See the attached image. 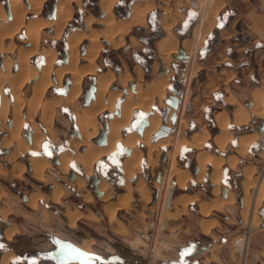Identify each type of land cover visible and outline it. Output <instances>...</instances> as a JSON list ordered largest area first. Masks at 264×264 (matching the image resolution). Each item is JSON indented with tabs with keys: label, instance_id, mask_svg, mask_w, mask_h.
<instances>
[{
	"label": "rangeland",
	"instance_id": "374dc122",
	"mask_svg": "<svg viewBox=\"0 0 264 264\" xmlns=\"http://www.w3.org/2000/svg\"><path fill=\"white\" fill-rule=\"evenodd\" d=\"M46 1H48L45 10V13L47 14H43V8ZM106 1L107 0L104 1V4ZM118 1L119 0H116V2ZM206 1H209L207 5L208 9L216 8L215 12L219 10V14H228L229 20L233 16L231 8L236 10L233 5V0H231V8H229L228 5H224L220 8V6L223 4V0H205L204 2ZM210 1L212 3H210ZM252 1H254L253 7L255 11L258 14H264L257 8L258 0ZM202 2L203 0H129L127 3L129 8L127 10H133L130 16V24L134 22L138 24L133 26L128 23H124L128 24V26L123 25L119 27L117 31H119L120 35L123 36H121L122 38L119 42V45L116 42L117 46L111 45L104 38L107 37L106 29L104 28L106 26L104 21L106 16H103L104 14H102L100 6L99 12L94 14L84 7L83 0H43L41 3L42 6H40L39 10L34 13L30 10V8H27L29 3L28 0H22L19 3V5H21L24 10L23 17L21 18V24L11 35L0 37V74H3V77L5 76L4 79L0 80V104L3 103V114L0 113V116L5 115V119L4 117L0 118V136L2 133L5 134L9 131L8 125L10 122V114L7 112L8 102L11 103L14 101L12 105V114L14 112L16 116L22 120V122L17 138L14 140L9 138L8 143L4 145L7 148L6 150H8V153H6V150H4V148H2L3 146L0 144V184L9 190V192H12L16 195V197L14 196L12 200L16 202L15 205H18V207L20 206L22 210L28 212V216H23V214L20 212L10 214V211L4 214L5 217L11 218L16 223L18 228V232L13 236L11 235L12 238H10L12 240L8 242L9 244L6 245L7 247L12 248L15 252L16 249L21 251H29L30 249H34L45 252L54 247L52 243L43 241L42 238L37 237L28 240V238L25 236H17L19 233H23L20 229V221L23 223L24 227H27L31 230L39 231V229H41L51 231L53 234H57L64 240L70 241L72 245L83 254L82 257L85 260V264H91L92 262H96L97 264H107V253L103 252V248H105L107 242H111L116 246V250L118 252L116 257L118 259L122 258L123 260H127V262L124 264H158L157 256L161 252L164 254L168 253V251L165 249L163 250V248H167L168 246L171 248L177 247L180 239L184 241L192 240L194 244H196V248L194 247L196 249V251H194L195 254L202 253L208 247L211 248V250L205 254L206 261L210 259L211 253H216L215 248H217L223 264H239L235 240L241 234L243 235L245 232H247L246 230H248L247 227L249 224L247 220L248 216L247 214L244 215L242 212L244 224L238 223L236 219H232L233 222L231 223L225 222L222 219V215H225L222 213H227L230 216H235L236 218L239 217L238 203L229 205V208L226 212H223L225 209L223 206L215 209V211L213 210V215H218L220 217L218 219L219 224H216L214 225V228L207 230V234L203 235L198 228V222L201 218V215L199 216L196 214L198 202H200L205 197L212 196L209 187L210 183L208 182L207 178H205L206 176L203 178L201 177V179L198 180L197 178H193L192 175V178H190V180L187 182L186 189L188 188L191 192H200L198 198L183 197L187 199H195L194 203L190 205L187 204V206L184 204L182 206L175 201L173 206H170L169 208H167V204H165L163 207H159L162 199V194H160L162 191L161 187H163L164 184L160 182L161 177L166 176V172L170 168L165 155L166 149H172L173 144L174 146L175 144L177 146L178 142L181 143L182 141L183 143V140L191 141L192 134L200 132V127H203L205 129L204 131L207 130L206 132L208 135L201 148H187L190 146L185 144L179 146V149L175 154L174 167H172L171 171L169 172L170 178L172 181H174V178L177 176L175 174L177 168L180 170H189L192 167L196 151L204 152V150H208L219 153V151L215 150L212 139L215 130L213 114L217 110H225L230 113V109H227L228 104L223 100V95L224 98L228 96V100L230 97H232L229 94L230 90L233 92L235 89H237V97L239 98V102L250 99L249 88L241 87L238 81H236L237 83L235 84L233 83L234 85H232L230 82L224 83L223 81H225V79H223V77L226 76V73L218 72L217 66L214 68L212 67L211 62L209 64L203 60L207 52L212 48V41H217V38H214L213 35L215 28L210 34L207 35H204V33L206 34L207 30H203L204 37L202 36L200 43L193 51L191 56L193 58L191 59L195 61V65L193 66L194 70L190 76H187L185 80H183L189 60L186 59L187 56L185 59L179 58L177 56L180 48L184 50L182 44L186 39H181L180 31L182 30V23L187 22L190 18H192V16H195L197 19H195L194 24H192L190 27L192 33L193 26L196 25V22L201 18ZM59 4L65 5V13L62 14V16L64 15V21L60 22L59 28H55L56 24L53 22L54 19H46L48 23L42 26L37 34L38 48L44 47L46 49H53L55 51L53 66L62 64L64 62H62V54L59 52L68 51L69 32H71L73 29L83 30V34L85 35L83 37L79 32L72 33L77 34L80 37V40L82 37V40H79L80 42H78L75 46L76 58L74 65L76 68L88 67L83 65L87 62L85 55L83 56V52L91 40L92 42H97L100 45L97 55L94 59L97 68L96 71L93 74H89V76L85 75L87 74L86 71L83 73L79 83L81 92L79 90L73 96L69 93L72 77L71 69L63 71L60 80L55 81L56 78L53 74V68H51L49 77L52 81L47 83L37 100L30 103V88L31 85L38 79V75H34L31 78L25 79L23 82H21L19 88H17V90L14 92L8 81L9 73L13 74V72L16 71V56L18 48L20 46L28 45L27 40L23 41L24 27L26 24L35 18H47V15L50 13V11H53ZM217 4L218 8L215 6ZM8 6L10 9L8 0H0V14L5 13L7 18H9L7 13ZM123 7L124 5H121V9H123ZM113 9L114 6L112 7L111 15L116 16ZM137 9H143L144 12L136 14ZM182 10L185 11L184 16L179 14V12ZM151 11H157L158 20L161 16H163V14H171L174 18H182V21H178L173 26V32L175 33V51L173 49V51L168 54L169 58L168 56H166L167 58H164L165 62L160 60V57L155 50V42L158 38L145 43V40L154 34L148 21V15ZM190 12H194L195 14L189 15ZM10 13L12 12L10 11ZM107 14H109L107 17V23L110 20L113 21L110 16V10L107 11ZM135 16H138V19L141 18V16L143 17L141 20H136ZM152 16L155 17V14H152ZM87 19L89 21H87ZM83 21H87L89 23L88 29L84 27V23L81 24ZM70 22H73L76 27L66 31V27ZM114 23L116 22L114 21ZM141 23H143V26ZM166 25L170 27L168 23ZM159 27L164 33L160 24ZM222 29H219L218 32ZM55 30H58V32H54ZM161 36H163V34ZM89 37L92 39L90 38V40H88ZM184 37L185 35H183V38ZM190 37L191 35L187 38ZM116 38H118L117 35L113 37V39ZM230 41L232 42V40ZM10 44H12V48L9 50L7 47ZM225 45L226 43H222L219 45V48H223ZM231 47L232 46L228 47L229 51L231 50ZM255 49L256 46L249 48L251 59H253V56L258 57L260 54L264 53V49H261L256 51L254 54ZM103 51L104 55L101 56ZM223 57L224 56H222V58ZM104 59L105 61L110 62L112 66L105 64ZM5 60H9L10 62L9 73H7V70L5 69ZM140 61L146 63L148 68L145 69ZM252 62H254V60H252ZM261 62L264 65V56ZM28 63L29 65L39 68L38 65H42L44 63V58L38 51H36L29 55ZM226 63L230 65L229 59H227ZM218 67H220V65ZM94 69L95 65L92 70L87 71L90 73L93 72ZM106 69L112 71L114 75L124 69V71H126L125 76L127 77V82L124 86H120L117 77H113L110 84L109 82L111 79H106V94L107 90H118L119 96L117 92H111L116 93L115 98L112 101L113 107L108 109L107 106H105L95 114L94 123L92 124L95 133L87 139V142L92 145L99 144L100 138L105 135L106 122L108 120L109 114L115 112V104L120 102V100H126L129 97V100L131 99L135 101L137 99L136 92L131 90L132 87H139L140 91H145L147 85L152 79L153 81L161 78H166L167 80V84L163 91L164 95L161 100L157 99L158 94L156 95V93H154L153 100H151V103L149 104V111H143L142 109L134 108L130 115L131 118H129V123L127 122L128 124L121 128V134L133 132L135 131L136 127L140 126L141 121L145 118L144 114L148 116L154 112H157L161 117V122L157 130L151 135L150 142L158 144L159 141L167 139V144L164 146L165 143H162V145L160 144L157 148L158 150H152L150 152L152 154H149L151 159L149 161L147 158V146L140 142H136V148L139 149L141 154L139 159V169L136 170L130 178L124 176L125 183L130 185V199L124 203L122 208L116 209L113 220H109L107 214L105 213L106 211L104 212L103 202L94 193V189L89 188V186L93 183L94 177L103 178L100 179V181L102 180L106 182L105 189L110 193V199L111 202H113L115 195L114 193L123 192V188L118 182L120 177H122L124 174L119 171V167L122 168L121 162L127 155V148L120 142H117L116 146L111 152L99 156V158L93 163L92 170L90 174H88L89 176L86 177L85 175H81L82 170L80 163L76 160V155L82 154L83 150H85V145H83L84 143H81L83 142V139L80 137V135L77 136L73 133V131L76 130V124L74 121L75 116L80 114V117L84 118L87 108V105L82 107L83 104H86L84 91H87L90 83L96 77V74ZM15 74L16 72L14 73V79L19 77L18 74ZM67 79H70V84L67 87L66 95H63L61 90L65 88ZM124 83L125 82H122V84ZM97 84L98 80L96 81V85ZM122 87L127 89V93L123 91ZM10 90L13 92V94ZM175 91H177V93ZM172 97L177 98V107L170 105V100ZM235 101L236 100H231V102ZM47 104L51 105V109H49L51 112L48 114L51 115V119L44 121L43 108ZM176 112L180 113V119L182 120H180L178 124L180 125L178 127L180 133L177 137L179 139L176 138L175 140V132L177 131V125H175L177 119ZM40 113H42L41 120L39 118ZM246 113H248V110H246ZM261 115L264 117L263 108ZM163 116L166 117L165 120H163ZM132 121H134L133 127L127 129V127L131 125ZM228 121L226 127L227 125H230L232 127L229 129L232 132H237L234 129V124H232L231 121H229L228 124ZM257 122L262 123V119H258V117L252 115L251 120H249L247 123V127L250 124L257 130ZM92 126H88L89 131L93 130ZM31 127L33 128V131L38 132L40 135V141L35 145L32 144V142L29 144L19 137V135H21L22 138L29 136L32 132ZM226 127L225 129L231 133ZM231 139L232 134L231 138L226 141L227 143L225 142L224 144V147L227 149L234 147L236 136H234L232 140ZM70 140H73L76 144L70 145ZM177 140L178 142H176ZM258 140L260 139L258 138ZM254 142L260 141L255 140ZM251 143L253 142H250L247 147L249 146L252 149L256 144ZM45 144H48L47 148H45ZM46 152L50 153V156L46 154ZM60 152H67L68 156L71 157L67 163V171L59 170L58 166H54L51 162L54 158L58 159L59 154H61ZM221 153L225 154L226 152ZM39 155L41 156L36 157ZM29 157L36 158L38 162L43 163V170L40 175H35L31 171L33 174V176H31L30 172L24 170L23 164L27 162ZM244 157L246 161L248 160L259 165V172L257 173L258 177L260 174L264 173V156L261 158V160H258L254 158V155L249 157L246 153H244ZM246 161L240 159V163L238 165L236 164L237 169L241 170V167L246 164ZM11 162H13V165L15 164L18 166L16 169L13 167L15 170L19 171L16 173L17 175L15 177L10 174L11 171L9 168ZM19 162H21V164H19ZM153 166L155 167L154 169H152ZM225 166L226 164L223 162L219 176L220 182L221 184L223 183L226 186H229L237 197L240 193V172L236 170L227 171V173L223 175L222 172ZM71 170L75 172L77 177L74 180H70L68 178L69 171ZM155 170L161 174L159 181H157L155 178L157 176ZM78 180H81V183L78 184ZM186 180L184 181V185ZM139 181L142 182V185L145 187L146 192H144V194H142V192L136 188V185ZM159 182L161 183L159 184L160 187H158ZM49 184H56L52 191L54 192L56 189L58 190L59 196L57 200L52 198V193L50 194L51 197L49 195H45V186ZM33 190L36 192H31L30 194L35 193L37 197L34 207H30L27 202V205L32 208L30 209L26 204L21 202L19 195L23 194V192L26 193ZM39 190L43 192V196L41 193H39ZM188 191L185 189L180 190L173 186V192L171 194L172 199L177 197L179 194ZM217 192L218 191H216V193ZM88 194L90 195V199H86ZM156 197L157 201L155 204H153ZM66 207H68L71 211L76 210L79 212H76L78 213V220L76 221L75 219L76 222L69 221L70 225L67 223L65 216L63 215ZM1 208H6V202L2 201V198L0 197V209ZM69 209L67 210L70 211ZM96 209L99 211V214L94 212ZM42 211L44 214H47L45 219H42L39 215V212ZM259 212L261 214L262 209H260ZM120 222L123 224V229H125L124 227L127 226L133 235L136 236V239L128 242L122 236V233L126 234L127 232L126 229L123 231V229L117 228L118 225H121ZM74 223L75 226H73ZM116 223L119 224L117 225ZM186 227L189 228V231L185 230ZM254 230L255 227L253 225L252 228H249V232L245 234L247 242L245 248V264H256V262L262 260V257L257 256V250L259 248L258 245L261 243L263 244L264 231L255 232ZM84 237H88L90 242L93 241L95 244L94 246L97 248V250L102 251V254L97 250L96 252L101 255L77 247L76 242ZM41 240L42 242H40ZM89 240H82L86 245L82 246L80 244L81 247L89 249ZM107 248L110 250L112 249L110 246ZM176 250L178 251V247ZM180 252L184 253L182 250ZM5 254L8 253H3L0 259H2V256ZM20 254L18 255L16 253V255L10 259V264H49L48 262L38 261L26 262L21 257L24 256L25 258L26 256ZM97 257H99V259H96ZM198 259H202V257H198ZM61 264H66V262ZM261 264H264V262L262 261Z\"/></svg>",
	"mask_w": 264,
	"mask_h": 264
},
{
	"label": "bare ground",
	"instance_id": "6f19581e",
	"mask_svg": "<svg viewBox=\"0 0 264 264\" xmlns=\"http://www.w3.org/2000/svg\"><path fill=\"white\" fill-rule=\"evenodd\" d=\"M8 1H9V5H10V11L12 12L11 18H7L5 13L0 14V20H1V22H0V37L5 36V35H11L15 30L18 29L19 25L22 22L21 18L23 17L24 10H23V7L21 5H19V3L22 0H8ZM204 1L205 0H203V2L201 3L202 14H201L200 22L193 26L191 38H186L182 44L184 47L186 56H187L186 59L189 60L187 67H186V70H185V76H183L184 77L183 80H185V78L187 76H190L192 74V71L194 70L193 66L195 65L194 64L195 61H193L192 60L193 58L191 57L192 53L196 49L198 44L200 43L202 36L204 37V35H205V33L203 35V30H207L206 29L207 25H210L211 21L213 20L214 15L216 14V12H215L216 8L208 9L207 5H208L209 1L208 2L207 1L204 2ZM28 2H29L30 10L35 13L39 10L43 0H28ZM112 2H113V0H107L105 2V4L103 5V9L106 11V13L108 10H110ZM217 2H219V1H217ZM210 3H212V2L210 1ZM218 4L215 6L217 7ZM143 9H137L136 14L143 13L144 12ZM63 13H65V5H61V4L57 5V7L55 9V16L53 17V19H54L53 22L56 24L55 28H59L60 22L64 21V15L62 16ZM108 16H109V14H107L106 17L104 18L105 19L104 20L105 25H106L107 40L111 43V45L115 46L116 42L113 41L111 36H110L113 33L111 31L116 32L119 29V27H121L123 25L128 26V24H130L131 20L129 19L128 22H125L128 24H124L123 22H122V24H117V23H114V21H112V20H110L107 23V17ZM142 17L143 16H141V18L138 19V16L137 17L135 16V19L141 20ZM87 21H89V20L87 19ZM47 23H48V21L45 18H38V19L35 18V19L30 20V22H28V24H26V26L24 27V33H23L24 39H23V41L27 40L28 45L27 46H20L18 48V51H17V56H16V65L17 66H16L15 72H16V74L19 75L18 78L14 79V73L15 72H13V74L9 73V64H10L9 60L4 61L5 69L7 70V73H9L8 81H9V83L12 87V90L14 92L17 90V88H19V86L21 85V82H23L25 79L31 78L34 75H38V79L31 85V88H30V95H29V102L30 103H32L33 101L35 102L37 100V98L39 97V95L44 90L47 83L52 81L49 77V73H50L51 68H53V74H54V77L56 78L55 81L60 80L63 71L71 69L72 77H71V85H70L69 93L72 96L75 95V93H77L80 90V84L79 83H80V80H81L83 73L87 70H92V68L94 67L95 62L93 63V60H94V57L96 56V54L99 50V47H100L99 43L93 41L92 44L90 45V47L87 49V53H86V58L88 59V61L91 64L88 67L76 68L74 65L75 58H76L75 46L78 43V41L80 40V37L77 34H70L69 41H68L69 42V50H68L67 61L62 63V64H58V65L53 66V58H54L55 51L53 49H46L44 47L38 48V46H37L38 31L42 26H44ZM212 24H213V22H212ZM166 29L169 30L168 25H166ZM54 32H58V30H55ZM174 42H175V40L173 38V35L169 31H168V34L166 33L165 37H163L161 40H159L157 48L160 49L159 51L164 56V58H167L166 56H168V58H169V55H168L169 50L171 48L173 49L175 47V46H173V45H175ZM11 48H12V44L8 45L7 49L10 50ZM36 51H38L42 55V57L44 58V63L39 68H37L33 65H29V63H28L29 55L31 53L36 52ZM36 73H39V74H36ZM125 77H126L125 75L118 77L121 83L126 81ZM4 78H5V76L3 77V74L2 75L0 74V80H2ZM111 78H112V76H111V74H109V72L104 73V74L97 77L98 84L96 85L95 97H94V99H92L87 104V108L85 111L84 118L80 117V114H78L76 116L77 117V119H76L77 120V128L80 132V137L83 139L82 140L83 142H81V143L82 144L84 143L83 145H85V150H83L82 154L76 155V160L80 163V167H81L82 172L85 174H90V172L92 170V165L99 158V156L105 155V154L111 152L114 149V147L116 146V143L120 142L122 145H124L128 148H131L130 155L126 156L121 162L124 176L127 178H130L134 174V172L139 169V159H140L141 154H140L139 149L136 148L137 147L136 142H140V143L144 144L145 146H147V149H148V151H147L148 157L147 158L150 161L151 159H150L149 154H152L150 152L152 150H155V149L158 150L157 148L159 147L160 144L162 145V143H165L164 144V146H165L167 144V139L159 141L158 144L157 143L155 144L154 142H150L151 135L157 130V128L161 122V117L157 112H154L153 114H150L148 116V125L143 129L142 134H138L136 132H129V133L121 134V128L124 127L127 124V122L129 121L130 115H131L134 108H140L143 111H149V109H150L149 104L151 103V100H153V94L154 93H156V95L158 94L157 99L161 100V98L164 95L163 91H164V88L167 84V80H166V78L156 79L155 81H153V79H152L149 82V84L147 85L145 91H142V90L140 91V88L137 87L136 88L137 99L135 101H133L131 99L129 100V98H130L129 97L128 99L122 101L120 103L119 115L113 116L112 119H110L108 121V132L106 134L107 144L104 146L92 145V144L87 142V139L95 133V130L92 126V124L94 123L95 114L98 111H100L101 109H103L105 106H107L108 109H111L113 107L112 101L115 98L116 93L106 94V91H105V87L107 85V84H105V81H107ZM253 95H254L253 106L250 108L249 112H252L255 115H261L262 114V101L264 98V89H262V90L259 88L256 89L254 91ZM105 98L107 99V103L105 102ZM2 106H3V103L0 104V113L1 114H3L2 113V110H3ZM49 109H51L50 104H47L43 108L44 121H47V119L48 120L51 119V115H48L49 112H51V111H49ZM232 115H233V121L232 122H234L236 124L244 123L245 121H247V119L249 117V114H247L246 111L241 107H237L236 109H234V111L232 112ZM12 116H13V122H12L9 133H10V137L12 139H15L18 136V131H19L22 120H20V118H18L14 112H13ZM176 116H177L176 117L177 118L176 123L175 122L174 123H175V125H177L176 126L177 131H179L178 127L180 125H178V124H179V121L182 119H180V113L179 112H176ZM214 119H215L218 127L220 129H222L221 133H219L213 137L214 144L219 150H223L225 142L231 138V133H229L225 129L227 121L229 118H228V115L226 113L217 112L214 115ZM88 126H92L93 130L89 131ZM167 126H168V124H167ZM34 129H35V127H34ZM34 132L35 133H33L31 136L32 137L31 142H32V144L35 145V144L39 143L40 135L38 132H36V131H34ZM207 135H208V133L206 131H204V132L202 131V133H194L192 135L191 141L183 140V143H182V141H181V143H179L177 140L176 141V142H178L177 146H176V144L174 146V144L170 142L171 144H173V148L172 149L167 148L165 151L166 159L170 165V168L166 172L167 175L164 177H161L160 182L164 183V184H163V187H161L162 191L160 192V194H162V199H161V203H160L159 207H163L165 204H167L166 206L168 208L170 206H173V203L175 201L183 206L188 201H190L187 198H183V197L182 198L181 197H179V198L175 197L173 199L171 197V200L169 202V200H168L169 195L171 194V191L173 192V186H174L173 183L175 182L177 186L183 188L184 187V181L187 179V177L189 175L188 174L189 172H187L186 170H180L177 168V171L175 172V174L177 175L176 179H174V181H172V179L170 178L169 172L171 171L172 167H174L175 154L178 151L180 145L185 144L188 146H192L196 149H199L202 147L205 139L207 138ZM177 137H178V135L175 134V140ZM258 138L260 140H258ZM177 139H179V138H177ZM255 140L260 141L261 146H262V148H260L261 149L260 154L263 155L264 154V134H262V133L260 135H258L256 133H251V134L243 135L240 138H238V141H237L238 150L244 152L247 145L250 142L255 141ZM69 143H70V145L76 144L73 140H70ZM70 158L71 157L68 156L67 152H62L61 154H59V165H58L59 170L67 171V163L70 160ZM221 161H222L221 157L211 155V154L207 153L206 151L196 153V163L199 167V179L204 174V169H205L206 164L210 163L216 169V170L214 169L215 171L211 175V181L214 183V185H215L214 189L216 191H218L217 190L218 189L217 184H218V179H219V176L221 173V170L219 169ZM29 162L31 165L32 172L35 175H40L42 173V170H43V163L38 162V160L36 158H29ZM234 162H235V158H231L229 161V163L231 165H233ZM13 167H15V169H16L18 166L14 164ZM154 168L155 167L153 166L152 169H154ZM82 172H81V175H84ZM85 176L87 177L88 175H85ZM197 179H198V177H197ZM160 182L158 183V187H160V185H159V184H161ZM77 183L78 184L81 183V180H78ZM253 184H254V181H252L250 179V176H248V180L245 183V186L243 187L244 188L243 190H245V195H244V199H243V204H244L243 207L244 208L242 207V209H243L242 212L244 213V215L247 214V216H248L247 220H248L249 224L247 227L248 230H246L247 232H249V228H252V226L258 222V219L256 216V209L259 206V204H260L259 202H260L262 195H263L262 188L264 186V177L259 182V190H258L259 192H258L257 196L254 198V200L251 196V195H254V192H253V194H252V192L248 193L250 185H253ZM105 185H106V182L102 181V180L97 185L98 190L101 191V193H102V195L100 196L99 199L103 202V209H104V212L106 211L105 213L107 214L109 220H113L116 209L122 208L124 203L129 201L131 189H130V185L124 182V185L122 187L123 192L114 193L115 194L114 199H113L114 201L111 202L110 193L107 192V190L105 189ZM136 188L140 192H142V194H144V192H146L145 187L142 185V182H140V181L137 183ZM51 193H52V198L54 200H57V198L59 196L58 190L56 189L54 192L52 191ZM228 194H229V192H228ZM231 195L232 194H229L225 200H222L218 197V199L216 201L215 200L212 201V203H210L209 205L203 202L205 205L203 203H201L202 204L201 210L203 212H208V210H209L208 207H217V208L219 207L220 208V206H222L223 203L229 202L232 200ZM36 197H37V195L35 193L28 195V201L27 202H28V205L30 207H34L35 202H36ZM184 197H185V195H184ZM186 197H188V195ZM86 199H90L89 194L86 196ZM156 201H157V197L155 199V202L153 201L154 202L153 204H155ZM65 215L68 217V221H70V222H73V221H75V219L78 218V216H77L78 213L70 212L68 210H66ZM243 220H244V218H243ZM163 225H165V224H163ZM209 225H210V223H209ZM122 228H123V226H122ZM14 232H15L14 227H8V228H6V230L4 231L3 234L7 239H10L11 235ZM247 232H245V234H247ZM245 234H243V235L241 234L235 240V245L237 246V249L239 251L243 250V253H244V250L246 248V243H247ZM81 245L84 246L86 244L82 241ZM8 257H9V254L3 255L1 262H3V263L7 262ZM245 263H246V261L244 262V264Z\"/></svg>",
	"mask_w": 264,
	"mask_h": 264
},
{
	"label": "crops",
	"instance_id": "0c3cea01",
	"mask_svg": "<svg viewBox=\"0 0 264 264\" xmlns=\"http://www.w3.org/2000/svg\"><path fill=\"white\" fill-rule=\"evenodd\" d=\"M115 2H116V0H113L112 5L110 7V16H111V18L117 24H122V22L123 23L128 22V20L130 19L131 14L133 12V10L132 11H129V15L126 16V17H123V18H118L116 16H112L111 15L112 14V7L114 6ZM231 2H232L231 0H223V4L220 6V8L223 7L224 5H228L229 8H231V5H232ZM8 3H9V1H8ZM253 4H254V1H252V0H233V5H234V7L236 9V10H233L231 8V11L233 12V16L229 20L228 25L226 27H224L222 30H220L217 35H214V38L217 37V41L216 42L212 41V43H211L212 48L207 52L205 58L203 59L206 63H209L210 64V62H211L212 63V67L215 68L217 66V71L218 72H220V73L221 72H225L226 73V76L223 77V79H225V81H223L224 83L230 82V83H232V85H234L235 83H237L236 81H238V83L241 85V87H243V88H249L250 89V93H249L250 99H248L246 101H242V102H239L238 101L239 98L237 97V95H238L237 89H235L236 91L234 90L233 92H232V90H230V93L229 94L232 96L231 98H229L227 100L228 96L226 98H224V95H223V100L226 101V103L228 104L227 109H230V113H228L225 110H217L213 114V120H214V124H215L214 136L222 132V129H220L218 127V125H217V123H216V121L214 119L215 113H217V112H224V113H226L228 115V117H229V121L232 122L233 121L232 112L237 107H241L245 111L248 110V113L247 114H249V117H248L247 121H245L244 123L236 124V123L232 122V124H234V129H235V131L238 132V134H237V132H232L229 129L232 126L227 125L226 128L231 132L232 139H233L234 136H236V141L234 142V147H231L229 149H227L226 147H224L223 150H219L215 146L214 140H213V144L215 146L214 148H215V150L219 151V153L216 152V151L215 152H211V151H208V150H204V151H206L207 153H209L211 155L222 157V162L220 164L219 169L220 170L222 169L221 168L222 167V164H223V162H225L226 166L223 169V172H222L223 175H225V173H227V171H234V170H236V171L240 172L241 183H240V193L236 197L235 194H234V192H233V190L229 186H226L223 183L221 184L220 179H219L218 184H217V187H218L217 190H218V192L216 193V190L214 189L215 185L211 181V175H212V173L216 169L210 163L206 164L205 169H204V174L202 175V178L204 176H206L205 178H207L208 182L210 183L209 187H210V191L212 193V196L205 197L200 202H198L197 210H196V214L199 215V216L201 215V218L199 219V222H198V228H199L200 232L203 235L207 234V232H208L207 230L214 228V225L219 224L218 219L220 217L218 215H216V216L213 215L215 209H218L219 207L218 208L217 207H208L209 208L208 212H203L201 210V208H202V204L201 203L204 202V203H206V204L209 205L210 203H212V201H214V200L216 201L218 199V197L220 199H222V200H225L229 194H232L231 195L232 200L229 201V202L223 203L222 206H223V208H225L223 210V212H226L227 211V209L229 208V205H231L233 203H236V204L238 203V206H239L238 207L239 208V217L236 218L235 216H232V215L230 216L227 213H222V214H225V215H222V217H223L222 219L225 222H230V223L233 222L232 219H236V221L238 223H243L244 224L243 216H242V213H241L242 210H243L242 207L244 206L243 199H244V195H245V190H243L244 189L243 187L245 186V183L248 180V176H250V179L252 181H254V184L253 185H250L248 192L249 193L252 192V194L254 192V195H251L252 198H253V200H254V198L257 196V194L259 192L258 191L259 190V182L264 177V173L260 174L259 177L257 176V173L259 172L258 171L259 165L257 163H254V162H251V161H248V160L246 161V159L244 157V153H246L247 156H249V157H252V155H254L255 156L254 157L255 159L261 160V158L264 156V154L263 155H260V150H261L260 148H262L261 147V143L260 142H254V141H252L253 143H251V144H256V145H254V147L252 149L248 146L247 149L244 151V153H242L243 151H239L238 150V146H237L238 138H240L243 135L251 134V133H254V132L257 133V134H261V133L264 134V131L259 130L260 125L262 123L264 124V117L262 115H255V114H253L251 112L249 113L250 108L253 106V99H254V95L253 94H254V91L256 89H258V88L261 89V90L264 89V65L261 62L262 59H263L264 53L263 54H260L258 57L253 56V59L250 58V55L251 54L249 53V48H252L254 46H256V49L254 51V54H255L256 51L261 50V49H264V14H258L255 11V9H254ZM103 5H104V0H99V6L101 8V12H102V14H104L103 16L105 17L107 15V13H106V11H104V9L102 7ZM27 8H29V3H28V7ZM179 14H181L182 16H184L185 11L182 10L181 12H179ZM218 14H219V10L214 15L215 18L213 17V20L211 21L210 25H207V27H206L207 31H206V34L205 35L210 34L213 31V29L215 28V25L217 24L216 18L218 16ZM43 18H45V17H43ZM45 19H49V18H45ZM178 21L179 22L182 21V18L181 17L180 18L179 17H175L174 18L171 14H163V16H161L159 18V24H160L161 28L163 29L164 33H163V36L159 37L156 40V42H155L156 49L155 50H156V53L158 54V56L160 57V60L163 61V62H165V60H164V57L161 55V53L159 51L160 49L157 48L158 47V42H159V40H161L163 37L166 36V33L168 34V31L171 32V34L173 35V38L175 40V33L173 32V26ZM199 22H200V19L196 23H199ZM212 22H213V24H212ZM83 23H84V27L86 29H88V24L89 23L87 21H83ZM167 23L170 24L169 30L166 29V24ZM137 24L138 23H135L134 22V23H131L130 25H133L134 26V25H137ZM141 25L143 26V23H141ZM104 28L106 29V26ZM129 28H130V26H129ZM189 31H190V35H192L191 28H190ZM73 32H79V33L82 34V37L85 36L83 34V30L73 29L68 34V40H69L70 34H72ZM111 32H113L111 34L112 40L115 41V42H117V44L119 45V42H120V40L122 38L121 36H123V35H120V32L119 31H116V32L111 31ZM121 33H123V32H121ZM116 35L118 36V38L113 39V37L116 36ZM245 35H246V37H245ZM189 36H185L184 38H182V40L185 39V38H187V37H189ZM82 37H81V40H82ZM90 38L91 37H89L88 40H90ZM104 38L106 39V41H108L107 40V37H104ZM230 40H232V42ZM80 41H78V42H80ZM222 43H226L225 47L219 48V45H221ZM91 44H92V41L90 40L88 46L85 48V51L83 52V56L85 55V57H86L87 49L90 47ZM259 44H261L262 46L259 45ZM228 45L229 46H232L230 51L228 50V47H229ZM173 46H175V45H173ZM173 49L175 50V47ZM173 49L171 48L169 50V53L172 52ZM68 50H69V48H68ZM210 56H211V58H210ZM215 56H217V57H215ZM222 56H224V57L222 58ZM95 57H94V59H95ZM227 59H229L230 65L226 63ZM252 60H254V62H252ZM86 61L87 62L84 63L83 65L89 66L91 63L88 61L87 58H86ZM94 62L95 61L93 60V63ZM94 64H95L94 71L93 72H90V73H88V71H86L87 72V74H85L86 76H89V74H93L96 71L97 65H96V63H94ZM219 65H220V67H218ZM107 72H109V74H111V76H112L109 84L111 83L113 77H117L118 78V77H120L122 75L124 76L125 73H126V71H124V69H122L121 71L117 72L115 75L112 73V71L107 70V69L106 70H103L101 72H98L96 74V77L93 79V81L90 83V86H89V88L90 87H94V97H95V92H96V81H97V77L100 76V75H102V74H104V73H107ZM125 78H126V81H125L124 84H122L120 82L119 78H118V82H119L120 86H124L126 84L127 77H125ZM122 88H123V91L127 93V89L124 88V87H122ZM135 89H136L135 87H132L131 88L132 91L136 92ZM62 90H61V93H62ZM66 91H67V88H66ZM66 91H65V93H62V94L63 95H66ZM80 92H81V90H80ZM111 92H117L118 93V90H109V91L107 90V94H109ZM12 94H13V92H12ZM118 96H119V93H118ZM125 96H127V95H125ZM125 96H124V98H125ZM94 97L92 99H94ZM234 99L237 102H234V103L233 102H230L231 100H234ZM123 100H120V102H118V104H119L118 108L116 107L117 103L115 104V108H116L115 109V112L114 113H110V115L108 117V120L106 122V131H105L106 143L105 144H101L100 141H99V144H96L97 146H104V145L107 144L106 134L108 132V121L110 119H112L113 116H115V115L118 116L119 115L120 103ZM105 102L107 103V99L106 98H105ZM8 103H9V107H8ZM8 103H7V112L10 114V122H9V125H8L9 131L6 132L5 134L2 133L1 136H0V144H1V146H3L2 148H4V150L7 149L4 145L8 143L9 138L12 139L10 137V133L9 132H10V128H11V125H12V122H13V119H12L13 118V116H12V105H13L14 101L11 102V103L10 102H8ZM87 104L88 103L83 104L82 107L86 106ZM262 108H263V114H264V99H263V102H262ZM105 110H108V109H105ZM251 114L253 116L258 117V119H262V123H258L257 122V124H256L257 125V130L253 126H251L250 124L247 127L248 121L251 120V116H252ZM148 116H147V125H148ZM1 117H4V119H5V115L4 116H0V118ZM41 117H42V113H40V117H39L40 120L42 119ZM76 119H77V117L75 116V118H74V121H75V124H76V130L75 131H77L79 133V135H80V132H79V130L77 128V120ZM229 121H228V124H229ZM31 130H32L31 134L29 136H25L26 138H22L21 135H19V137L21 139L25 140L29 144H31V140H32V137L31 136L34 133L32 127H31ZM204 130L205 129L203 127L202 128L200 127L199 128V131L200 132H196V133H202V131L204 132ZM133 132H136V131H133ZM136 133H138V132H136ZM179 133H180L179 131H176L175 134L179 135ZM12 140H14V139H12ZM126 148L128 150V152H126L127 153L126 156H129L130 153H131V148H128V147H126ZM187 148L196 149V148H194L192 146L187 147ZM197 152L198 151H196V153ZM221 152H226V153L225 154H222ZM6 153H8V150H6ZM196 153H195V159H194V162H193L192 167L189 170L188 169H185V170H187V172H189L188 173L189 175H188V179L185 182L184 187L181 188V187L177 186L175 182L173 183L174 184V187H177L180 190H184L185 189L186 191H188L189 189L188 188L186 189V186H187V182L190 180V178H192V175H193V178H195V179L197 177H198V180L201 179V177L199 179V167H198V165L196 163ZM40 156L41 155L36 156V157H40ZM30 157H33V156H30ZM29 158H28L27 162H25L23 164V166H24V170H26L27 172H30V175L33 176L32 172H31L32 169H31V165H30V162H29ZM231 158H235V162H234L233 165H231L229 163V161H230ZM240 159L245 160L246 161V164H244L241 167V170H238L237 169V165L240 163ZM13 162H11V165H10V168L9 169L11 171L10 174H12L15 177L17 175L16 173H18L19 171L15 170L13 168ZM19 164H21V162H19ZM52 164H53V162H52ZM53 165L56 166V167L59 165V157L57 159V162L55 164H53ZM4 169H6V168H4ZM119 171L123 174V170H122L121 167H119ZM156 173L158 175V171H156ZM83 174L84 175H88V174H85V173H83ZM257 177H258V179H257ZM68 178L70 180L76 179L77 177H76L75 172L72 171V170L69 171ZM120 178L121 179L119 180L118 183H119L120 186L123 187L124 182H125L124 175L122 177H120ZM100 179H103V178H99V177L98 178L97 177L95 178L94 177L93 183L89 186V188L94 189V193L97 195L98 198H100V196L102 195L101 191H99L98 190V187H97L98 183L100 182ZM174 179H176V177ZM54 186H56V184L46 185L45 186V190H44L45 191V195H49L50 196L52 190L54 189ZM31 192H36V191L33 190V191L26 192V193L23 192V194L19 195V199L21 200V202L23 204H26L27 205L28 195ZM228 192H229V194H228ZM262 192H263V195H262V198L260 200V204H259V206L256 209V211H257L256 216H257L258 222L254 225V227H255V230L254 231L255 232H257V231H264V186L262 188ZM39 193H41V195L43 196V192L42 191H40ZM199 193L200 192H198V191L197 192H195V191L191 192L189 190L188 192L179 194L176 198H179V197L182 198V197H184V195H185V197L188 195V197L198 198L199 197ZM14 196L16 197L15 194H13L12 192H9V190H7L2 184H0V197L2 198V201L6 202V208H1L0 209V244L4 245V247L0 250V258H1V255L3 253H8L10 255L9 258H8L7 263H2L1 262V259H0V264H10V259L13 258L16 255V253H17L12 248H9V247L6 246V245L9 244L8 242H10L12 240L11 239L12 236L15 233L18 232L17 225H16V223L11 218L5 217L4 214L10 211V214H15L17 212H20V213L23 214V216H28L27 215L28 212H25L24 210H22L20 208V206L18 207V205H15L16 202L12 200V198ZM188 200H190V201H188L186 203V206H187V204L190 205V204H192V203L195 202V199L194 200L193 199H188ZM222 206H220V207H222ZM30 209H32V208H30ZM67 209H69V208L68 207L65 208V211L63 212V215L65 216V219H66L67 223L70 225V223L68 221V217L65 215V212H66ZM260 209H262V213L261 214L259 212ZM71 212H78V211L75 210V211H71ZM94 212L96 214H99V211L97 209L94 210ZM39 215L41 216L42 219L43 218L45 219V217L47 216V214L46 213L44 214L43 211L42 212H39ZM77 220H78V218L76 219V221ZM209 223H210V225H209ZM116 224L118 225L119 223H116ZM73 226H75V223H74ZM122 226H123V224L121 223V225H118L117 228L123 229ZM8 227H14L15 228V232L12 234V236H11L10 239H7L4 236V234H3L4 231L6 230V228H8ZM124 228L126 229V232L127 233L126 234L125 233H122V236L128 242H130L131 240L136 239V236L133 235V233L130 231V229L127 226H125ZM125 229H123V231ZM185 230L186 231H189V228L186 227ZM90 239H92V238H90ZM82 240H87L88 241L89 238L88 237H84V238L78 240L76 242V246L77 247H79V248H81L83 250L90 251V252L92 251L95 254H98L96 252L97 248L94 246L95 244H94L93 241L90 242V240H89V249H85V248H82L81 245H80L81 242H82ZM217 245H220V244H217ZM108 246H110L112 249L111 250L108 249L107 248ZM177 247H178V251L176 250ZM177 247L171 248L170 246H168L167 248H163V250L164 249L167 250L168 253L167 254H164V253L161 252L157 256L158 257L157 258V261H158L157 263L158 264H223V261L221 260L220 254L218 253V250L215 247L214 248H215V252L216 253H211L210 254V259H208V261H206V259H205V254L211 250V248H209V247L206 250H204L202 253L195 254L194 251H196V249H195L196 248V244H194V242L192 240H188V241L185 240L184 241V240H181V239L179 240V243H178ZM258 247L259 248L257 250V256L262 257V260L256 262V264H261L262 261L264 262V240H263V244L261 243L260 245H258ZM181 250L184 251V253L180 252ZM97 251L99 252L100 250H97ZM103 252L104 253H107V264H124V263L127 262V260H123L122 258L118 259L116 257L118 252L116 250V246L114 244H112L111 242H107V245L105 246V248H103ZM99 253L102 254V251H100ZM101 254H98V255H101ZM198 257H202V259H198ZM69 263L70 264H83V263H81V262H79V261H77L75 259L67 260L66 261V264H69ZM91 264H97V263L96 262H92Z\"/></svg>",
	"mask_w": 264,
	"mask_h": 264
},
{
	"label": "trees",
	"instance_id": "16d2710c",
	"mask_svg": "<svg viewBox=\"0 0 264 264\" xmlns=\"http://www.w3.org/2000/svg\"><path fill=\"white\" fill-rule=\"evenodd\" d=\"M128 2H129V0H119L118 2H116V4L114 5V9H113L116 17L126 16V14L128 12L127 9L129 8V6L127 5ZM47 4H48V1H46L44 4L43 14H47V13H45ZM83 5L85 8H87L88 10L93 12L94 14H97V12H99V0H83ZM121 5L122 6L124 5L123 9H121ZM51 11H50V13H51ZM152 14H155V17H153ZM148 21H149V25H150L151 29L153 30L154 34L151 35L150 37H148L145 40L146 41L145 43H148L150 40H154L156 38H159L163 34L162 30L159 27V20L157 17V11H151L149 13ZM228 21H229L228 14L220 13L217 17V25L214 29L213 35H217L219 29L226 27L228 24ZM81 24H83V22H81ZM75 27H76V25L73 22H70V23H68V25L66 27V31H69ZM183 35L184 34H181V36H183ZM59 53L63 55L65 52L60 51ZM102 55H104V51L101 53V56ZM104 61H105V59H104ZM140 62L145 67V69L148 68L146 63H144L142 61H140ZM105 64H107L108 66H112L111 63L108 61H105ZM117 69H119V68H117ZM133 124H134V121H132L131 125L129 127H127V129L133 127ZM48 155L50 156V154H48ZM19 225H20V229L22 230L23 233H19V235H17V236H20V235L25 236L28 238V240H31L32 238H37V237L42 238L43 241L50 242L54 246L53 248H51L45 252L37 251L34 249H30L29 251L28 250H26V251L22 250L21 251V250L16 249V252L18 255L21 253L20 255L23 254L26 256L25 258H24V256H21L24 261H26V262L38 261V262H48L49 264H61L63 262H66L67 260L75 259V260L85 264V260L82 257L83 254L80 253V251L78 249H76L70 241L64 240L63 238L59 237L57 234H53L51 231L41 230V229H39V231L38 230H31L27 227H24L23 223L20 221H19ZM40 242H42V240Z\"/></svg>",
	"mask_w": 264,
	"mask_h": 264
},
{
	"label": "water",
	"instance_id": "95a60500",
	"mask_svg": "<svg viewBox=\"0 0 264 264\" xmlns=\"http://www.w3.org/2000/svg\"><path fill=\"white\" fill-rule=\"evenodd\" d=\"M7 13H8V17L10 18V17H11V14H10L9 6L7 7ZM194 14H195L194 12H190L189 15H194ZM128 15H129V11L127 12L126 16H128ZM54 16H55V9H54L49 15H47V18L52 19ZM126 16H125V17H126ZM189 17H190V16H189ZM195 19H196V17H195V16H192V18H190L187 22L182 23V30L180 31V33H181V34H184L185 36H189V35H190V31H189V30H190V27H191L192 24H194ZM182 38H183V36H181V39H182ZM177 56H178L179 58L185 59V58H186L185 51H184L182 48H180V49H179V53L177 54ZM67 59H68V52L66 51V52L62 55V62H66ZM40 66H41V64L38 65V67H40ZM69 84H70V79H67V80H66V83H65V88H63L62 93H65L66 88H67V86H68ZM175 92L177 93V91H175ZM93 97H94V87H90V88L87 89V91L85 92V103H89L90 100H91ZM177 103H178L177 98H176V97H172L171 100H170V105L173 106V107H177ZM118 106H119V104L117 103L116 107L118 108ZM109 115H110V114H109ZM144 117H145V118L141 121L140 126L137 127V128L135 129V131L138 132L139 134H142V133H143V128L147 125V115L144 114ZM162 118H163V120H165L166 117L163 116ZM259 130L264 131V124H263V123L260 125ZM73 133H74L75 135L79 136V133H78L77 131L74 130ZM99 141H100L101 144H105V143H106L105 135H103V136L100 138ZM126 152H128L127 149H126ZM52 162H53V164H55V163L57 162V159H55V158L52 159ZM160 175H161L160 172H158V175H157V177H156V180H157V181H159V179H160ZM120 179H121V178H120ZM171 194H172V191H171ZM171 194L169 195V198H168L169 202H170L171 197H172ZM168 204H169V203H168Z\"/></svg>",
	"mask_w": 264,
	"mask_h": 264
},
{
	"label": "built area",
	"instance_id": "2783aa9c",
	"mask_svg": "<svg viewBox=\"0 0 264 264\" xmlns=\"http://www.w3.org/2000/svg\"><path fill=\"white\" fill-rule=\"evenodd\" d=\"M257 8L260 12L264 13V0H258ZM236 251H237V256H238L237 258H238L239 264L241 263L244 264V262L246 261V250H244V253H243V250L239 251L237 249Z\"/></svg>",
	"mask_w": 264,
	"mask_h": 264
},
{
	"label": "snow or ice",
	"instance_id": "6c2138e0",
	"mask_svg": "<svg viewBox=\"0 0 264 264\" xmlns=\"http://www.w3.org/2000/svg\"><path fill=\"white\" fill-rule=\"evenodd\" d=\"M47 147H48V144H45V148H47ZM46 154H50V153L46 152ZM101 166H103V165H101ZM3 247H4V245L0 244V249H2ZM96 259H99V257H97Z\"/></svg>",
	"mask_w": 264,
	"mask_h": 264
}]
</instances>
